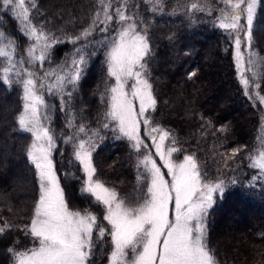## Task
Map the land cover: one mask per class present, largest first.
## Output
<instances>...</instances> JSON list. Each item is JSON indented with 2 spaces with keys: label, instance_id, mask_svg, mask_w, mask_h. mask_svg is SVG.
<instances>
[{
  "label": "trees",
  "instance_id": "trees-1",
  "mask_svg": "<svg viewBox=\"0 0 264 264\" xmlns=\"http://www.w3.org/2000/svg\"><path fill=\"white\" fill-rule=\"evenodd\" d=\"M192 2L162 0V10L153 11L148 0H127V14L135 16L138 30L147 33L151 48L144 62L157 99L156 109L151 113L153 126L169 131L177 141L176 146L183 149L173 154L175 162L182 161L185 154H195L207 182H225V192L215 196L206 220L208 247L218 264H264V179H253L259 170L251 168L248 159L249 155H257L264 143L261 139L264 109L245 94L240 82L234 34L230 36L218 27L219 10L224 7L221 0H199L211 12L189 11ZM35 3L36 8L30 11L32 24L43 26L45 32L62 41L53 46L51 58L42 70L55 68L66 60L70 62L75 48L81 44L74 46L69 38L89 26L98 0H35ZM117 4L118 0H113L114 7ZM102 27L97 25L90 39L100 41L106 35H115L121 23L115 20L108 33L100 32ZM21 28V22L10 11H0V32L14 40L17 59L25 56L34 42L22 34ZM252 50L264 57V0H260L254 20ZM105 52L95 43L85 48L87 65L68 109L60 110L59 96L45 92V100L54 106L49 113L50 127L58 136L73 134L76 129L67 127L66 115L72 113L77 125L84 124L97 131L92 156L97 178L115 190L128 206L135 207L143 203L138 199L141 189L146 192V186L138 183L139 157L126 138L117 139L119 133L113 130L114 124L103 127L109 121L104 118L108 108L101 94L106 86L115 83L114 78L107 76ZM252 72L259 74L254 78L260 85L256 91L264 95V64L252 67ZM22 95V87L8 88L0 82V217L3 218L0 225L7 220L17 226L0 234V264H12L9 248L22 250L34 246L31 237L22 230L30 223L38 195L35 169L26 156L32 136L20 130L17 123L23 106ZM56 145L59 151L53 152V159L70 209L88 208L101 215L102 206L81 195L85 176L82 166L74 159L73 146L62 139ZM234 148L242 151L226 160V154ZM66 174L78 179H65ZM243 207L255 210L253 219L249 213L246 226H237L233 233L222 232L220 226L226 211L239 215L235 211ZM241 216L243 220L244 215ZM110 243L107 237L97 241L94 264L107 263Z\"/></svg>",
  "mask_w": 264,
  "mask_h": 264
},
{
  "label": "snow or ice",
  "instance_id": "snow-or-ice-1",
  "mask_svg": "<svg viewBox=\"0 0 264 264\" xmlns=\"http://www.w3.org/2000/svg\"><path fill=\"white\" fill-rule=\"evenodd\" d=\"M221 2L224 7L219 10L218 27L230 36L234 34L235 63L245 94L264 104V95L259 91L253 95L252 91L260 89L254 79L259 74L252 72V67L264 64V57L252 50L253 25L260 0ZM148 3L153 11L162 10V0H148ZM0 5L21 22L22 34L34 41L26 50L27 59L24 55L17 59L14 40L0 32V58H3L0 60V82L8 88L22 87L23 106L17 123L20 130L32 136L26 156L35 169L38 186L30 223L22 229L31 237L34 246L22 250L9 248L12 264H94L97 241L106 237H110L112 249L108 264H218L208 247L206 220L215 196L225 192V182H207L195 154H185L183 160L176 163L173 154L183 149L176 146L177 141L169 131L153 126L151 113L156 109L157 99L144 62L151 48L147 33L138 30L135 16L127 14V0H118L115 7L113 0H98L89 26L69 38L74 46L81 44L75 48L71 61L66 60L43 72L36 66L42 69L51 58L53 46L62 41L45 32L43 26L32 24L30 11L36 8L35 0H0ZM188 10L211 12L199 0H194ZM242 19L245 23H241ZM115 20L122 25L115 35H106L100 41L90 39L97 25H103L100 32L108 33ZM5 40L7 43H3ZM92 43L106 49L107 76L115 80L101 94L108 108L104 118L109 121L103 127L114 124L113 130L119 133L117 139L126 138L139 157L136 164L138 183L146 186V192L141 189L138 199L143 203L135 207L128 206L115 190L97 178L92 159L97 131L84 124L77 125L72 113L66 115L67 127L76 129L73 134L58 136L50 127L49 113L54 106L45 100L43 91L59 96L60 110L68 109L87 65L85 48ZM242 45L247 52L242 50ZM25 64L33 67H25ZM246 72H251L252 76H247ZM129 81H134L130 92L126 90ZM81 135L86 138H79ZM58 139L73 146L74 159L82 166L85 176L81 181V195L102 206L101 215L88 208L83 211L70 209L53 159V152L59 151ZM261 139L264 141V137ZM241 151V148L232 149L226 154V160ZM156 157L162 164L157 163ZM248 159L249 166L259 170L253 179H264V143L258 154L249 155ZM162 169L167 170L170 180L165 178ZM65 179L78 178L66 174ZM15 227L4 220L0 234Z\"/></svg>",
  "mask_w": 264,
  "mask_h": 264
},
{
  "label": "rangeland",
  "instance_id": "rangeland-1",
  "mask_svg": "<svg viewBox=\"0 0 264 264\" xmlns=\"http://www.w3.org/2000/svg\"><path fill=\"white\" fill-rule=\"evenodd\" d=\"M5 10H7V9H5V8H3V6L2 5H0V11H5ZM241 23H245V21L242 19V21H241ZM122 26V25H121ZM121 28V27H120ZM241 36L243 37V33H241ZM242 50L243 51H245V52H247L248 51V49H246V48H244V46L242 45ZM26 56V55H25ZM26 59H27V56L25 57ZM26 67H33L32 65H27L26 64ZM36 68H37V70L39 71V72H43V71H45V70H42V69H39L38 68V66H36ZM245 68L247 69L248 68V66H247V63H245ZM240 74V73H239ZM246 75L247 76H249L250 77V72H246ZM134 81H129V83H128V85L126 86V90L127 91H131V84L133 83ZM253 91H256V89H253ZM45 92H46V90H44L43 91V94H44V97H45ZM257 102H259L258 100H257ZM136 105H137V107H138V101H136ZM262 105V107H263V109H264V104H261ZM1 108V107H0ZM264 124V123H263ZM262 124V125H263ZM263 127H264V125H263ZM149 144H150V142H148ZM153 151H154V149H153ZM156 159H157V163L158 164H162V161H160L159 160V158L158 157H156ZM181 162V161H180ZM176 163H179V162H176ZM162 171H164L165 172V174L167 173V170L166 169H162ZM165 178L166 179H169L170 180V177L169 176H167V174H166V176H165ZM62 186V185H61ZM245 207H243V208H239L238 210H236L235 212H237V213H239V215H235V214H232L231 212H228V214H225L224 215V217L222 218V224H221V226H220V229L222 230V232H224V233H233V229L234 228H236L237 226H246L247 224H248V221H244V220H242V216H241V214L242 215H244L243 216V218L245 217V214L243 213L244 211H246L247 212V210L249 211L248 213H250V219L252 218L253 219V215L255 214V210H253L252 208H249V207H247V209L245 208ZM231 213V214H230ZM105 224H106V222H104ZM107 238H109L110 239V237H107ZM110 242H111V240H110ZM111 244V243H110ZM111 247V246H110ZM112 250V249H111ZM111 250H110V252H111ZM109 256V255H108ZM106 264H108V261H107V263Z\"/></svg>",
  "mask_w": 264,
  "mask_h": 264
},
{
  "label": "bare ground",
  "instance_id": "bare-ground-1",
  "mask_svg": "<svg viewBox=\"0 0 264 264\" xmlns=\"http://www.w3.org/2000/svg\"><path fill=\"white\" fill-rule=\"evenodd\" d=\"M241 206H242V205H241ZM228 212H229V209L226 211L225 214H228ZM243 213L245 214V217L243 218V220H244V221H247V220L249 219V213H248V210H247V212L244 211Z\"/></svg>",
  "mask_w": 264,
  "mask_h": 264
}]
</instances>
